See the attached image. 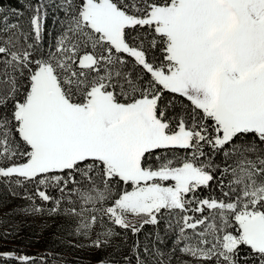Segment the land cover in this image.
I'll list each match as a JSON object with an SVG mask.
<instances>
[{
	"label": "snow or ice",
	"instance_id": "6c2138e0",
	"mask_svg": "<svg viewBox=\"0 0 264 264\" xmlns=\"http://www.w3.org/2000/svg\"><path fill=\"white\" fill-rule=\"evenodd\" d=\"M0 204L96 264H264V0L0 2Z\"/></svg>",
	"mask_w": 264,
	"mask_h": 264
},
{
	"label": "trees",
	"instance_id": "16d2710c",
	"mask_svg": "<svg viewBox=\"0 0 264 264\" xmlns=\"http://www.w3.org/2000/svg\"><path fill=\"white\" fill-rule=\"evenodd\" d=\"M0 2L6 8L22 7L24 4V0H0ZM53 28L54 25L50 24L49 29ZM13 207H15L14 204H8L6 207L0 204V220H9L10 217L7 214ZM12 222L18 225L19 234L16 236L15 244L23 252L22 254L38 258L45 257L48 264H96L102 255L87 248H71L67 246V243H62L61 241L65 239L63 230L57 227V224H62V221L51 218L19 217ZM28 246L37 247L39 250L30 253L26 251Z\"/></svg>",
	"mask_w": 264,
	"mask_h": 264
},
{
	"label": "rangeland",
	"instance_id": "374dc122",
	"mask_svg": "<svg viewBox=\"0 0 264 264\" xmlns=\"http://www.w3.org/2000/svg\"><path fill=\"white\" fill-rule=\"evenodd\" d=\"M16 240H17V238H15V240H12L11 238H9L8 242L0 240V244H4L6 248L18 249V246L15 244ZM37 250H39V248L34 247V246H28L26 251L33 253V252H36ZM22 253L23 252H21V254Z\"/></svg>",
	"mask_w": 264,
	"mask_h": 264
}]
</instances>
